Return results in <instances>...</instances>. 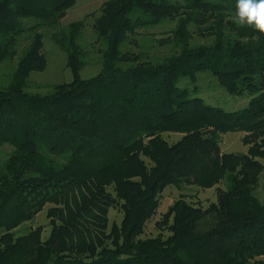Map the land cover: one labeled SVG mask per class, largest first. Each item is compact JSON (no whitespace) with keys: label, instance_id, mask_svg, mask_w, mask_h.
Wrapping results in <instances>:
<instances>
[{"label":"trees","instance_id":"trees-1","mask_svg":"<svg viewBox=\"0 0 264 264\" xmlns=\"http://www.w3.org/2000/svg\"><path fill=\"white\" fill-rule=\"evenodd\" d=\"M77 2L0 0V64L19 56L0 83V150L12 148L0 165V264H264V35L232 22L236 0H106L93 27L102 70L83 78L86 19L63 21ZM166 22L160 42L175 49L155 61L141 32ZM47 33L73 79L30 92L49 63ZM203 71L248 105L230 111L179 85ZM229 132L246 134L247 153L223 152ZM223 181L218 203L181 197L157 223L170 235L143 236L167 186ZM47 205L50 236L43 226L16 236ZM116 206L124 217L110 226Z\"/></svg>","mask_w":264,"mask_h":264},{"label":"rangeland","instance_id":"rangeland-1","mask_svg":"<svg viewBox=\"0 0 264 264\" xmlns=\"http://www.w3.org/2000/svg\"><path fill=\"white\" fill-rule=\"evenodd\" d=\"M106 0H78L77 4L71 8L65 18L64 23H70L76 20L86 19V27L82 33L81 43L87 50L86 65L81 71L83 78H90L98 75L101 72V55L99 49L101 45L95 43L96 34L94 30V24L96 18L100 15L99 9L102 3ZM175 23L166 22L160 24L158 27L142 30L140 40L143 48H147L151 55V58L155 61L160 60L166 55L174 52V47L170 44L161 43L160 39L167 37L169 31L173 29ZM47 33L45 40V53L47 54L49 63L44 71H35L31 74L29 86H26V90L35 93H47L52 87L58 83L71 82L73 79V72L66 66L67 55L58 48ZM211 37L194 35L192 44L210 43ZM30 40L28 37L22 39L19 46V52H23L29 44ZM128 49L138 50V47L134 44L128 45ZM19 57V56H18ZM16 60L8 61L0 64V83L8 85L12 77V73L16 67ZM197 81L194 82L190 78H183L179 83L182 87H188L191 89L196 88L198 96L206 100L207 103L213 106H221L227 110L233 111L236 109L245 108L251 97L249 95L239 96L231 95L227 92L219 83L216 78L209 71H203L197 77ZM246 134L243 132H229L223 135L220 146L223 152H243L247 153L249 145H245L243 138ZM163 137L167 139L171 144L178 142L183 136L181 133L165 132ZM11 145H6L0 150V165L8 158L11 153ZM149 162L148 159H146ZM226 189V182L223 181L221 184L214 187L203 189L196 185H184L183 187L177 188L176 186L169 185L162 192L160 196V205L153 217L148 220L144 231V237L159 236V234L168 237L170 231L167 227L160 228L158 222L162 220L165 213L175 201L181 197H185L188 202L193 205H197L202 209L206 210L212 203H218L219 196L222 191ZM256 192L259 198H264V172L260 178L259 185L256 187ZM51 205H47L42 211H40L33 220L18 226L15 229L16 236H22L30 232L39 226H43L42 238L47 239L52 232L51 220L48 217V210ZM124 217V212L119 206L111 207L109 213L110 226L113 223L121 224Z\"/></svg>","mask_w":264,"mask_h":264},{"label":"clouds","instance_id":"clouds-1","mask_svg":"<svg viewBox=\"0 0 264 264\" xmlns=\"http://www.w3.org/2000/svg\"><path fill=\"white\" fill-rule=\"evenodd\" d=\"M230 19L239 27L247 26L264 35V0H236Z\"/></svg>","mask_w":264,"mask_h":264}]
</instances>
